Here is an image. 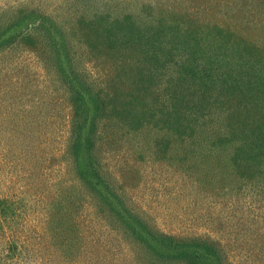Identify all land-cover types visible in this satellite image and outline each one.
<instances>
[{"label": "trees", "instance_id": "obj_1", "mask_svg": "<svg viewBox=\"0 0 264 264\" xmlns=\"http://www.w3.org/2000/svg\"><path fill=\"white\" fill-rule=\"evenodd\" d=\"M130 2L119 0L117 11L107 9L99 17L89 8L82 13L75 31L83 47L79 58L67 49V36L33 13L27 29L0 34V54L16 47L30 51L52 72L51 86L41 80L37 88L28 74L5 81L38 90L28 110L42 109L48 98L57 104V85L66 105L63 159L54 154L48 160H62L73 175L40 193L46 208L42 225L58 252L55 259L60 264H264L263 228L228 240L213 233L170 234L126 197V188H139L138 163L148 156L210 194L254 195L264 203V0H144L136 11L127 9ZM45 38L55 46L48 47ZM87 62L96 74L87 72ZM51 118L43 124L46 141ZM13 124L6 125L9 134L18 130ZM126 148L136 156L120 160L114 173L106 160ZM29 160L30 171L37 161ZM20 202L0 193V264L3 250L11 257L18 250L13 238L20 239L21 231H11L22 215ZM97 218L108 233L116 231L117 244L97 230Z\"/></svg>", "mask_w": 264, "mask_h": 264}, {"label": "rangeland", "instance_id": "obj_2", "mask_svg": "<svg viewBox=\"0 0 264 264\" xmlns=\"http://www.w3.org/2000/svg\"><path fill=\"white\" fill-rule=\"evenodd\" d=\"M118 1L0 0V24L4 23L10 27L4 30L0 26V34L12 35L19 30L18 28L27 29V19L33 17L31 15L34 14L37 19L42 16L55 32L67 36L66 41L69 42L67 45H71L67 46V49L72 53L77 52L79 58L83 53V47L77 43L75 35L79 17L88 8L98 17L104 10L114 11L117 7L120 8L117 5ZM142 1L144 0H131L127 9L136 11L137 5ZM147 1L154 2V0ZM122 5L127 6L124 3ZM37 32L46 35L45 30L40 28ZM49 43L48 47L49 45L55 46L51 44L52 40ZM84 67H87V72L92 75L96 74L91 62ZM6 70L9 71L8 75ZM51 73L43 68L39 57L30 51H21L16 47L0 54V80L4 81V85L0 84V193L17 200L20 197L23 202V205L20 202L22 215L12 222L13 229L9 230L11 233L15 229L21 231L20 239L13 238L18 242V250L13 257L7 254L8 248L3 250L4 260L1 264H60L57 262L58 259H55L58 252L49 241L44 232L45 227L42 225V219L45 217L43 210L46 208H43L45 201L40 193L42 188L60 187L61 180L67 181V177L73 175L67 165L64 169L62 160H48L54 154H63L65 150L67 117L62 91L57 88L58 85L55 87L56 97H59L57 104H53L55 100L51 101L52 98H48L49 101L42 102V109L37 108L34 112H30L28 106L34 102L33 96L38 90L31 88L30 92L27 85L16 89L12 87V84H5V81L28 74L30 79L36 80L37 88H40L39 81L41 80L43 81L42 86H51L53 84ZM5 116L8 117L6 120ZM33 116H36V122H39V125L34 128L31 125L36 123L32 120ZM49 116H52L51 119L54 122L53 127L50 125L46 127L51 137L47 136L49 140L46 141L44 135L42 137L45 133L43 124L46 126L47 122H51L48 119ZM43 117L47 118L44 120ZM8 119L10 120L8 123H14L15 128L18 129L16 133H8L6 128ZM8 127L13 128L14 126L10 124ZM33 143H36L35 146H32ZM27 145H31L30 149ZM144 153L147 154V152ZM132 155L136 156L128 148L111 153V157L106 160L108 168L118 173L120 160L123 162ZM146 157L145 160L140 159L141 162L138 163L141 173L139 188L132 192L126 188V197L128 200L131 198L133 208L149 218L162 231L187 235L213 233V236L228 240L244 235L253 236L260 228L264 229V203L261 199L258 200L257 196L235 197L231 194L222 198L210 194L200 188L195 180L168 166L166 162H153L148 156ZM30 158L32 162L36 160L37 164H33L32 170L29 171L27 163L31 164ZM141 205L142 207H139ZM95 226L104 234L109 244L114 245L119 242L116 231L108 233L109 228L102 219L97 218ZM128 248L131 246L126 244L125 250L128 251ZM5 257L6 262H4ZM235 262L241 264L238 260Z\"/></svg>", "mask_w": 264, "mask_h": 264}]
</instances>
